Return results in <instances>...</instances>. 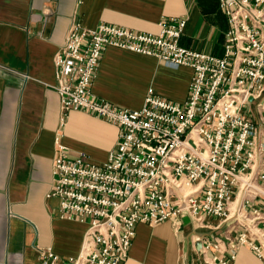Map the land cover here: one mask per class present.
<instances>
[{"label":"built area","instance_id":"2783aa9c","mask_svg":"<svg viewBox=\"0 0 264 264\" xmlns=\"http://www.w3.org/2000/svg\"><path fill=\"white\" fill-rule=\"evenodd\" d=\"M219 7L228 20L220 56L179 44L184 16L160 19L157 33L71 24L53 55L60 117L47 196L58 199L59 217L86 227L76 255L38 247L39 264H121L136 223L180 228L183 216L200 228L222 227L204 245H227L219 264H230L242 246L264 264V0H219ZM109 46L190 68L185 100L152 88L139 108L97 97L92 80ZM71 110L117 127L105 161L68 155L60 131Z\"/></svg>","mask_w":264,"mask_h":264},{"label":"crops","instance_id":"0c3cea01","mask_svg":"<svg viewBox=\"0 0 264 264\" xmlns=\"http://www.w3.org/2000/svg\"><path fill=\"white\" fill-rule=\"evenodd\" d=\"M181 16L186 17L181 46L222 54L228 20L219 0H0V264H39L38 247H50L63 258L79 251L85 224L59 217L58 199L47 196L60 117L53 55L71 24L91 28L107 22L157 33L160 19ZM191 74L188 67L170 68L156 58L109 46L91 89L127 108H139L148 88L183 102ZM60 132L69 156L84 152L100 163L118 130L105 119L71 110ZM221 231L200 228L187 216L180 228L169 220L138 222L121 264H219L230 253L227 245H204ZM230 264L263 261L242 246Z\"/></svg>","mask_w":264,"mask_h":264},{"label":"bare ground","instance_id":"6f19581e","mask_svg":"<svg viewBox=\"0 0 264 264\" xmlns=\"http://www.w3.org/2000/svg\"><path fill=\"white\" fill-rule=\"evenodd\" d=\"M100 23V22H99ZM105 23H107V22H105ZM101 59V58H100ZM100 59H99V61H98V65H99V62H100ZM98 65H97V68H98ZM97 70V69H96ZM192 75V74H191ZM250 99V98H249Z\"/></svg>","mask_w":264,"mask_h":264}]
</instances>
